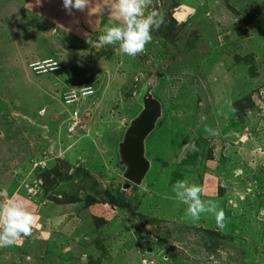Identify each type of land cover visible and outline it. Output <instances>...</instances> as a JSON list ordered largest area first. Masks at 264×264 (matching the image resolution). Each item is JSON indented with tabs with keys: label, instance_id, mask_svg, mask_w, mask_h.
<instances>
[{
	"label": "rangeland",
	"instance_id": "374dc122",
	"mask_svg": "<svg viewBox=\"0 0 264 264\" xmlns=\"http://www.w3.org/2000/svg\"><path fill=\"white\" fill-rule=\"evenodd\" d=\"M34 1L0 0V205L37 217L0 264H264V0H151L162 23L135 57L98 46L114 22L65 33ZM144 98L148 169L123 190L119 144ZM181 180L213 210L189 215ZM207 230L226 241L211 254Z\"/></svg>",
	"mask_w": 264,
	"mask_h": 264
},
{
	"label": "clouds",
	"instance_id": "9594fccd",
	"mask_svg": "<svg viewBox=\"0 0 264 264\" xmlns=\"http://www.w3.org/2000/svg\"><path fill=\"white\" fill-rule=\"evenodd\" d=\"M151 0H62V7L69 14L72 10L85 12L88 17L96 16L89 21L95 28L99 17L107 10L108 17L114 21L97 40L100 47L118 45L121 54L135 57L142 53L145 45L152 40L151 31L162 23L160 14L151 10L146 14ZM176 197L188 204L187 212L193 218L200 213L212 211L214 206L206 207L200 199L201 189L189 185L186 181H177L174 186ZM223 213L218 214L222 219ZM37 217L23 203L9 201L0 205V248L13 245L22 235L27 237Z\"/></svg>",
	"mask_w": 264,
	"mask_h": 264
},
{
	"label": "water",
	"instance_id": "95a60500",
	"mask_svg": "<svg viewBox=\"0 0 264 264\" xmlns=\"http://www.w3.org/2000/svg\"><path fill=\"white\" fill-rule=\"evenodd\" d=\"M143 109L126 129L119 144L121 161L125 164L124 177L127 180L123 190L131 183L138 184L148 169V161L143 156V139L153 126L158 106L149 98L142 100Z\"/></svg>",
	"mask_w": 264,
	"mask_h": 264
},
{
	"label": "crops",
	"instance_id": "0c3cea01",
	"mask_svg": "<svg viewBox=\"0 0 264 264\" xmlns=\"http://www.w3.org/2000/svg\"><path fill=\"white\" fill-rule=\"evenodd\" d=\"M33 6H35L36 9H39L38 13L42 16V19L54 24L56 27L60 28V31L65 33L73 32L74 34H81L82 30H87L92 33L98 31L101 27V23L114 22L108 17V12L105 10L104 14L99 17L100 22L96 24L95 28H93L89 21H95L97 19L95 15L88 17L86 11L80 12L77 10H72V13L69 14L62 7V0H47L45 2L34 1ZM50 9H52V11H50Z\"/></svg>",
	"mask_w": 264,
	"mask_h": 264
},
{
	"label": "trees",
	"instance_id": "16d2710c",
	"mask_svg": "<svg viewBox=\"0 0 264 264\" xmlns=\"http://www.w3.org/2000/svg\"><path fill=\"white\" fill-rule=\"evenodd\" d=\"M84 176L89 179L87 182H85V187H87V195L93 200V202L106 204L110 203L113 200L111 194L102 187L101 183L90 173V171L84 170ZM117 196L119 197L118 199L122 201H129V197L121 190L118 192ZM134 212H136L135 208ZM207 232L209 234V239L204 241V245L207 248V252L211 254L214 253L215 249L220 247L221 244H224L226 241L224 240V238L221 239L220 237L222 236L216 231L214 232L207 230Z\"/></svg>",
	"mask_w": 264,
	"mask_h": 264
},
{
	"label": "built area",
	"instance_id": "2783aa9c",
	"mask_svg": "<svg viewBox=\"0 0 264 264\" xmlns=\"http://www.w3.org/2000/svg\"><path fill=\"white\" fill-rule=\"evenodd\" d=\"M31 65H32V67H33L34 69L38 70L39 68H42L43 71L45 70V68H43V67L46 66V65L40 64V63H38V62L32 63ZM38 71H40V70H38ZM36 72H37V71H36ZM74 124H75V123H73L72 127L74 126ZM149 262H150V261H149ZM142 264H148L147 259H143V260H142Z\"/></svg>",
	"mask_w": 264,
	"mask_h": 264
}]
</instances>
